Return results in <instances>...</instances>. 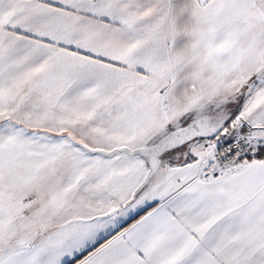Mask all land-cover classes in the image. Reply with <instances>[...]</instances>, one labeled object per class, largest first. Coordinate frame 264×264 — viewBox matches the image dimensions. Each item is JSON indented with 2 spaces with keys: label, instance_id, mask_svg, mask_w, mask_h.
I'll return each mask as SVG.
<instances>
[{
  "label": "snow or ice",
  "instance_id": "1",
  "mask_svg": "<svg viewBox=\"0 0 264 264\" xmlns=\"http://www.w3.org/2000/svg\"><path fill=\"white\" fill-rule=\"evenodd\" d=\"M0 264H264V0H0Z\"/></svg>",
  "mask_w": 264,
  "mask_h": 264
}]
</instances>
